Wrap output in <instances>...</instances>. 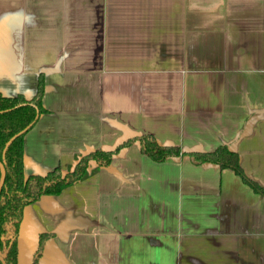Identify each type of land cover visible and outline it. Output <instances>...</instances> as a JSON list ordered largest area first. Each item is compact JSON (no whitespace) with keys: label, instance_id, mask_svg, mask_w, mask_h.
Wrapping results in <instances>:
<instances>
[{"label":"crops","instance_id":"1","mask_svg":"<svg viewBox=\"0 0 264 264\" xmlns=\"http://www.w3.org/2000/svg\"><path fill=\"white\" fill-rule=\"evenodd\" d=\"M40 73L26 175L147 133L228 145L264 192V0H0V92L31 97ZM42 233L37 264H264V193L134 142L24 206L17 264Z\"/></svg>","mask_w":264,"mask_h":264},{"label":"trees","instance_id":"2","mask_svg":"<svg viewBox=\"0 0 264 264\" xmlns=\"http://www.w3.org/2000/svg\"><path fill=\"white\" fill-rule=\"evenodd\" d=\"M44 90L45 80L40 73L36 91L31 97H26L22 93L4 95L0 92V162L5 170L0 189V251L5 249L4 260L7 264H17L18 261L16 235L22 210L26 204L43 195L59 194L65 186L84 178L91 163L108 165L113 155L134 142H138L140 151L153 161L162 162L171 157L187 155L194 164H214L220 169H230L255 192L264 193L262 187L244 173L238 153L228 145L219 144L207 151H182L177 145L160 144L153 135L147 133L128 136L112 148H95L82 153L73 167L67 171H63L60 165H56L44 174L26 175L23 169L24 135L38 119L36 110L38 115L47 112L42 105ZM30 123L32 124L27 131L11 141L3 158L2 150L6 141ZM11 229L13 233H9ZM48 235L50 234L40 235V244L33 264H37L41 242Z\"/></svg>","mask_w":264,"mask_h":264},{"label":"water","instance_id":"3","mask_svg":"<svg viewBox=\"0 0 264 264\" xmlns=\"http://www.w3.org/2000/svg\"><path fill=\"white\" fill-rule=\"evenodd\" d=\"M36 117H38V110H36ZM32 123L28 124L26 127H24L22 130H20L19 132L15 133L14 135H12L5 143L4 147H3V150H2V157L4 158V155H5V152H6V149L8 147V145L11 143V141L17 137L18 135L22 134L23 132L27 131V129L31 126ZM126 138V137H125ZM124 139V138H123ZM122 139V140H123ZM112 148V147H111ZM0 170H1V176H0V189H1V186L3 184V181H4V175H5V170H4V167H3V164L2 162H0ZM9 233H13V229L9 231ZM0 262L1 264H7L4 260V252H5V249H2V251H0ZM35 257V256H34Z\"/></svg>","mask_w":264,"mask_h":264}]
</instances>
